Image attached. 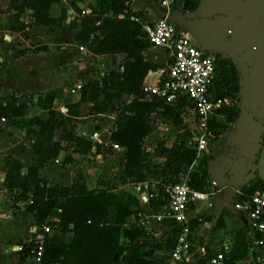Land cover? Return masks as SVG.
Returning <instances> with one entry per match:
<instances>
[{
	"label": "trees",
	"instance_id": "trees-1",
	"mask_svg": "<svg viewBox=\"0 0 264 264\" xmlns=\"http://www.w3.org/2000/svg\"><path fill=\"white\" fill-rule=\"evenodd\" d=\"M60 1L4 0L10 13L7 30L25 35L29 27L52 29L65 22L69 8L80 12L78 5L87 3L90 14L97 16L99 20L81 27L74 36L75 44L85 47L92 56H122V70H112L82 86L79 89V100L65 104V114L53 109V103L60 94L58 90L38 96L37 106L48 113L46 121L36 117L27 118L32 96L0 97V119L6 121L7 125L24 131L35 163V167L24 171L19 160L12 156L0 159L6 168L3 188L7 199L14 206L23 203V210L35 227L46 224L51 226L52 233L47 237L44 247V264H162L156 260L154 251L163 246L164 253H170L175 244V233L168 236L162 245L150 248L138 245L135 241L148 235L146 230L138 226L137 213L155 214L166 203L165 187L179 183L180 178L185 175H188L189 185L193 189L208 192V160L203 156L197 169L189 171L197 160V152L188 143L189 137L185 133L178 135L170 148L165 147L162 140L157 143L154 154L164 159L163 164H151L142 145L153 132L156 119L163 125L175 128L182 126L184 111L191 104L182 99L171 106L155 99L147 100L142 92L141 87L147 73L162 68L159 64L144 61L143 53L151 45L142 32L141 25L131 20L144 19L141 12L132 10V0H73L71 5L61 10L60 18L53 19L49 15L50 8ZM177 6L182 11L193 12L198 8L199 2L174 0L172 7ZM28 11L31 12L30 21L25 24L20 17ZM8 51L10 59L16 60L29 53L46 51V47L18 49L10 46ZM212 87L216 90L217 101L235 97L238 92V76L230 61H215ZM83 103L91 104L87 116L111 115V105L119 106L114 111L115 130L110 133L108 143L103 146L93 144L74 133L73 120L82 112ZM216 115L223 116L225 121L218 122L214 117L208 121L207 137L211 140H216L222 131L230 127L238 113L223 106L216 111ZM113 144L125 151V165L119 183L113 187H110V181L101 178L100 185L109 186L110 189H88L81 174L69 186L52 184L41 176L61 152L72 150L73 153L87 156L94 148L96 155H110ZM70 162L71 158L66 157L62 167ZM128 180L158 183L157 195L150 197L145 206L132 191L126 197L113 192ZM256 191H264L262 182L260 187L244 189L238 201L249 199ZM110 207L116 209L113 223H109ZM131 216H134L135 222L127 226L126 219ZM200 222L193 220L188 223L191 234ZM248 236L245 228L236 232L233 250L225 264H235L247 259L254 247ZM32 249L31 243L24 244L18 253L20 260L30 257ZM206 256L211 257L208 254Z\"/></svg>",
	"mask_w": 264,
	"mask_h": 264
},
{
	"label": "crops",
	"instance_id": "crops-1",
	"mask_svg": "<svg viewBox=\"0 0 264 264\" xmlns=\"http://www.w3.org/2000/svg\"><path fill=\"white\" fill-rule=\"evenodd\" d=\"M73 0H61L53 4L49 15L53 19L61 16V10ZM198 8L193 11H182L180 6L172 7L169 21L175 28L191 37L196 46L217 60L230 61L238 76V92L234 98L228 99L230 105L221 107L232 108L238 116L230 127L226 128L216 140L208 139L206 151L195 161L189 171L197 169L203 156L208 160V181L215 182L214 195L205 201L192 204L186 214L187 224L198 220L200 224L192 232L194 252L200 251L212 256L224 242L235 243L236 232L245 228L251 244L254 246L257 235L250 229L247 215L235 210L238 200L236 192L244 189L260 187L261 182L256 174L257 157L264 143V0H195ZM80 12L74 21L69 19L68 10L65 22L52 29L42 26L29 27L25 35L12 33L7 30L9 12L6 2L0 0V97L11 95L32 96L28 105L27 118H39L46 121L47 111L37 106V97L52 90L60 92L53 103V109L65 114V104L79 100V90L76 86L101 78L107 72L121 67L122 56H92L85 47L75 44L74 36L83 26L98 21L97 16L91 15L87 3L78 5ZM132 10L141 12L144 16L136 18V23H153L163 17L164 12L157 6L155 0H132ZM74 11V10H73ZM84 11L87 15L81 16ZM31 12L28 11L20 20L28 24ZM240 18H254L255 40L253 46L244 49L236 58L231 57V39L235 22ZM250 26L244 25L245 33ZM4 36L10 38L4 41ZM10 46L18 49H34L46 47V51L29 53L19 59H10ZM82 48V50H81ZM168 53L161 47H150L143 53L144 61L159 64L161 68L170 63ZM160 69L151 70L144 78L143 84L153 85L159 77ZM142 84V85H143ZM216 90L211 89V97L216 100ZM24 100V99H23ZM82 112L73 120L74 133L88 140L93 133L104 134L116 122L114 111L119 109L111 105V115L87 116L91 104L83 103ZM214 117L218 122L225 121L223 116ZM154 118V117H152ZM154 130L143 142V148L148 154L151 164H163L164 159L154 154V148L159 141L165 142L170 148L176 137L187 134L190 142L195 132L192 114L183 119V125L172 127L158 122ZM109 137V136H108ZM110 155H96L94 148L87 156L73 153L72 150L61 152L55 160L41 173L52 184L69 186L81 174L88 189L106 190L118 184L125 165V151L111 149ZM10 155L19 160L24 171L35 167L32 161L34 155L30 143L24 136V131L15 129L0 119V159ZM71 158L66 167H62L64 159ZM102 158L104 161L101 162ZM6 168L0 161V264H31L27 257L24 261L19 258V248L28 244L30 232L35 228L34 222L26 215L22 207L14 206L8 199L3 188ZM110 181L109 186L100 185L101 178ZM133 180L113 192L121 193L124 197L131 191ZM148 193L155 197L158 183L148 182ZM112 190V189H111ZM257 192V191H256ZM146 206V205H145ZM18 207V208H16ZM115 207L109 208V223L114 222ZM135 222L134 216L126 219V225ZM150 233L148 237L137 239L135 243L149 248L162 245L166 238L176 232L172 223L157 224L152 218L148 220ZM255 250L252 248L249 255ZM164 253V247L155 250V257ZM248 255V256H249Z\"/></svg>",
	"mask_w": 264,
	"mask_h": 264
},
{
	"label": "built area",
	"instance_id": "built-area-1",
	"mask_svg": "<svg viewBox=\"0 0 264 264\" xmlns=\"http://www.w3.org/2000/svg\"><path fill=\"white\" fill-rule=\"evenodd\" d=\"M157 6L164 12L159 20L153 23H142L141 30L145 34L152 47L164 48L168 53L170 63L160 69L159 77L153 85L143 84L142 92L147 100H158L164 104L175 106L180 100L185 99L191 104L183 114L185 120L188 114L193 115L195 132L190 138L189 144L196 150L197 159L206 151L208 144L207 124L217 108L221 105H230L228 99L215 101L211 97V88L215 79V57L206 53L194 44L191 37L178 31L169 21L170 11L174 0H155ZM69 19L74 21L79 14L72 9L68 10ZM81 16L87 15L82 11ZM138 21L136 18H131ZM10 38L4 36V41ZM82 50V48H81ZM120 71L122 68H119ZM79 90L80 86H76ZM115 130V125L104 134L93 133L88 140L93 144L103 146L108 143V136ZM115 151L122 150L117 145H111ZM57 163V161H55ZM148 182L132 181L131 191L137 194L143 205H148ZM215 182L210 183V190L206 193L197 191L189 185L188 175L182 176L180 182L165 187L166 203L155 214L149 215L143 212L137 213V224L146 234L150 233L149 218L157 224L172 223L176 228L175 244L168 254L163 253L156 257L162 264H225L233 250V243L224 242L220 249L210 258L205 252H194V244L191 239V231L187 224L186 214L189 207L200 201H205L214 195ZM242 196L236 192V198ZM23 207L24 204H19ZM234 209L244 212L249 220L250 229L258 236L254 243L255 250L244 261L235 264H264V191L255 192L249 199L243 202L236 201ZM52 233L50 225L35 227L30 232L33 249L31 250V264H44L43 254L47 237ZM21 250V248H19ZM206 260L205 262H202Z\"/></svg>",
	"mask_w": 264,
	"mask_h": 264
},
{
	"label": "water",
	"instance_id": "water-1",
	"mask_svg": "<svg viewBox=\"0 0 264 264\" xmlns=\"http://www.w3.org/2000/svg\"><path fill=\"white\" fill-rule=\"evenodd\" d=\"M244 25L250 26L246 31L247 33L242 29ZM255 25L256 19L254 18H240L235 22L231 39L232 58H236L244 49L253 46L255 40ZM256 174L258 179L264 184V143L258 155Z\"/></svg>",
	"mask_w": 264,
	"mask_h": 264
},
{
	"label": "rangeland",
	"instance_id": "rangeland-1",
	"mask_svg": "<svg viewBox=\"0 0 264 264\" xmlns=\"http://www.w3.org/2000/svg\"><path fill=\"white\" fill-rule=\"evenodd\" d=\"M104 161V158H102V160H101V162H103ZM20 207V206H19ZM16 208H18V207H16ZM23 208V207H22Z\"/></svg>",
	"mask_w": 264,
	"mask_h": 264
}]
</instances>
